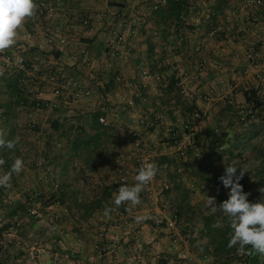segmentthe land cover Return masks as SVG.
Returning <instances> with one entry per match:
<instances>
[{"label": "crops", "instance_id": "0c3cea01", "mask_svg": "<svg viewBox=\"0 0 264 264\" xmlns=\"http://www.w3.org/2000/svg\"><path fill=\"white\" fill-rule=\"evenodd\" d=\"M47 2L55 10V16L47 19L34 13L33 16L26 18L17 30L16 43L12 46L16 45L19 49L17 54L26 57L25 62L29 63V67H16L13 61L5 62L8 68L4 76L13 75L17 69L24 70L22 81L25 80L34 90L26 95L28 108H33L30 112L35 111L41 117H47L49 114L51 123L44 132L49 133L47 137L41 136L42 131H37L35 137L28 136L31 144L39 146L38 153L28 154L29 156L26 154L27 164L20 173L12 176L11 187H0V264H187V260L193 255L195 244L201 245L206 239L200 236L188 245L189 240L186 236L170 235L171 230V233L176 231V225L170 223L167 216L168 219L163 220L160 226H156L151 218L139 223L134 222V228L128 234L120 230L122 227L120 228L119 222H109L108 219L103 223L108 226V231L104 234L89 229L76 234L79 223L69 218L61 220L57 226L49 224L48 220L50 223L52 221V217L49 218L51 210L58 209L55 203L45 206L47 209L45 215L39 216L38 219L36 216H29L32 214L27 210L32 205L24 196L41 193V189L38 188V192L35 190L36 178L40 177L39 169L35 167V158L39 159L41 155L53 166V172L63 170L65 177L69 176V181L66 182L62 175V182L67 184L70 190H76L79 200H89L84 189L78 190V187L70 182L73 177L69 172L84 176L99 170L100 165L106 164L110 156L107 148L110 137L102 138L97 162L93 160L88 162L87 156L80 154L66 165V160L72 157V135L76 133L72 130L68 132L71 136L67 137L63 132H67L65 130L68 125L77 124V118L81 120V125L90 131L92 114L96 111L105 114L103 107H109L107 101H114L117 92L126 97L131 96L137 106L138 100L142 101L144 108L138 107V112L149 113L156 119L162 115L159 122L163 120L164 123L172 124L168 125L170 127H174L178 119L190 118L189 111L180 104L169 102L164 106L145 103V97H151V91L142 76L139 80L135 79L134 68L132 69L129 63L119 58L112 67L107 65L104 55L106 44L104 24H110L115 20L113 16L115 10L109 6L108 0H47ZM207 6L209 8L204 9L200 3L193 5L190 11L194 14L192 27H185L175 33L177 34L175 37L180 35L183 40L185 38V42L192 36L194 42L202 43L199 60L176 58L174 69L171 71V75L176 74L180 82L189 88L186 89L188 96L184 94L183 99L193 103L201 114L190 138L175 139V142L195 145L200 156H195L190 146L186 147L185 159L180 156L178 147L172 149L171 146H164L155 152L157 157L165 155L172 160L164 164L166 165L163 170L164 180L171 185L174 179L180 180L189 194L190 205L200 200L193 199V195L204 198L205 193L209 194L216 198L217 205L219 201L228 198L227 193L230 189L225 188L219 179L224 174V163L235 165L237 168L247 167L249 173L244 174L240 183L251 193L249 201L255 203L261 198H257L260 194L257 190L264 187L262 184L254 185L260 177L264 178V122L250 126L236 119L250 107L254 96L260 98L264 107V5L257 7L247 4V7L246 0H211ZM163 47L166 48V45ZM14 53L16 52H13V55ZM249 53L252 57H248ZM0 58L4 59L5 56L1 55ZM148 58L147 63L152 66L154 60L151 56ZM200 60H204L206 69L202 71L198 82L193 83L191 76L196 72ZM251 62L258 63V70L262 74L260 81L256 80L253 71L247 72ZM119 71L127 77L126 85H129L127 89H115L114 74L120 73ZM52 76L56 78L52 79ZM256 82H259L261 91L253 88ZM82 83L90 84L92 88L94 84H98L102 88L101 91L98 88V93L95 90L96 95L88 88L91 93L85 95L79 88ZM164 85L166 86V82ZM56 88L62 90L59 97L54 93ZM0 91L7 99L2 104L4 117L0 121V130L5 133V139L12 140L25 128H19L21 125L10 119V116L11 118L19 116L20 111L19 107L17 108L18 103L14 101L3 82H0ZM253 92L255 94L251 96ZM156 93L155 98L152 97L153 102L171 98L164 89ZM34 100L37 104L33 103ZM55 101L56 104L53 105ZM54 120L60 122L59 130L53 128ZM120 121L126 120L121 118ZM128 125L132 126L131 123ZM41 127L47 129L43 125ZM19 149V143L11 150L0 148V158L6 161L0 166V175L10 169L15 158H23L25 162V157ZM176 155L179 160L178 165L174 166L173 156ZM241 156H246L247 160H240ZM181 160L184 162L181 163ZM257 172L261 174L258 175ZM170 175H176V178ZM192 181L201 184L203 188L194 187ZM41 182V179L38 180L39 185ZM32 187L35 188L30 191ZM79 191L82 192L80 195ZM220 191L224 192L222 200L219 198ZM166 192L169 193V197H166L170 203L177 205V202L170 198L173 191L170 189ZM65 201L68 203L61 202L68 208H77L69 199ZM166 203L169 202L166 200ZM199 203L203 212L209 213L204 211V201L200 200ZM94 214L93 212L87 219L81 218V221L91 220ZM220 215L223 216L221 213ZM19 220H22V225L19 233L15 235L12 230ZM99 228L106 229L102 226ZM46 232L49 236L45 234ZM175 237L179 240L177 246L173 243ZM199 252H197L199 259L195 258L197 261L200 262V258L203 261L209 260L210 255L204 256V252L201 254ZM183 255H186V258H182ZM263 257L264 255L259 254L261 264H264ZM214 264L217 262L214 261Z\"/></svg>", "mask_w": 264, "mask_h": 264}, {"label": "rangeland", "instance_id": "374dc122", "mask_svg": "<svg viewBox=\"0 0 264 264\" xmlns=\"http://www.w3.org/2000/svg\"><path fill=\"white\" fill-rule=\"evenodd\" d=\"M200 4L203 5L204 9L209 8L207 6L208 1L206 4L202 1H200ZM109 6L112 7V10H115L113 13L115 20L112 23H105L104 25L106 26L105 31L110 28V27H120V28H125L124 23L128 21L129 19L135 18L137 20V23L133 28H135V31L130 33L128 35V49L126 53L121 56V60H124L123 62H127L131 65V68H134V74H135V79L139 80L141 79V73L143 70H148L150 73V77L148 78L149 81H146V86H148L149 90L151 91L150 95L151 97H145V103L148 105L151 104H162L165 106L166 100L164 101H155L153 102L152 97L155 98L156 92L161 91L164 89V84L165 82L169 79L171 76V71L174 69L173 67L175 66L174 63L176 62V58H185V59H198L200 58L199 53L202 51L196 52L194 49V46L199 44L201 45L202 49V43L201 42H194L193 39H191L192 36L188 37L187 42H185V38L180 37L178 35L175 37V32H173V28L170 29H163L159 28L161 31V35L159 37H154L152 35V28L155 27L151 20H150V1H139V0H116V1H109ZM191 15L193 14L192 12L190 13ZM112 16V17H113ZM193 20V21H192ZM189 22H194V19H187ZM151 40V41H150ZM172 40V41H169ZM149 42H152L154 44L153 50L149 49ZM166 45V48L163 46ZM106 48V46H105ZM19 49L16 47H11L8 50H5L3 53H0L1 55H4L5 58L7 56H10L11 59L12 57H16L19 51ZM13 52L14 53L13 55ZM197 55V56H196ZM151 56L152 59L154 60L153 65L151 66L150 64L147 63L148 57ZM5 58L2 59L0 58V79L2 76L5 75L6 69L8 68V65L5 63ZM14 59V58H13ZM10 60V61H13ZM4 60V61H3ZM115 64V63H114ZM206 69V67H205ZM197 71V68H196ZM120 72V71H119ZM188 72V71H187ZM189 74L191 72H188ZM195 73V72H194ZM193 73V74H194ZM192 74V73H191ZM192 74V75H193ZM127 76V75H126ZM155 76H158V79H155ZM154 78V79H153ZM201 78V77H200ZM141 81V80H140ZM1 82V80H0ZM114 82H115V89L119 88H125L127 89L129 85H126L127 83V77H125V74L122 72L118 74H114ZM193 83H197L198 80H193ZM25 88H26V95L34 92L32 89L31 85L28 86L24 80L23 82ZM138 83V81H137ZM143 84V83H140ZM185 84V83H184ZM143 86V85H142ZM187 85L185 84V88L189 89L186 87ZM31 87V88H30ZM94 88L91 87L90 84L82 83L81 86L79 87L81 90H85L87 88L92 90L93 95H96L95 90L101 91V86L94 84ZM130 93V92H129ZM117 96L114 98V101H107V106L105 114H103L106 117L107 122H109L108 126H111L112 128H115V134L110 137L109 139V145H107L109 149V158L106 161V164L103 166L100 165L99 170L93 171L94 173H91L90 175H85L82 174L79 175V173H74V172H69L70 176L73 177L70 182H72L75 186L78 187V190H85V194H87V199H93L96 194H98L99 190L104 186V185H112L115 188V192L117 189L121 186L116 182V176L114 173V168L115 167V157L116 153L120 149H128L127 145H125V140L127 138H130L134 141H140V142H145L147 146L153 151L155 154V164L158 166L160 165L159 163V157L156 155L155 151H160L161 149L164 148V146L169 147L173 149V147H178L177 142H175L174 138L171 135V132L166 129V126L172 125V124H167L166 122L164 123L163 120L153 118V115H150L149 113H143L141 111L138 112V107H142L144 103L140 100H138V106L136 103L133 105H130L127 102V99L123 98L125 95L117 92ZM126 97V96H125ZM126 98H131V96H127ZM84 99V98H83ZM82 100V99H80ZM7 101L5 96L1 94L0 91V121L3 120V106ZM79 101V100H78ZM169 103V102H168ZM19 107V116L16 115L14 118L10 119L14 120L15 123H19L21 127L19 128H25L24 131L20 132L18 137L20 139L19 144H20V152L22 153L23 157H25V162L24 165L27 164L28 161V156L29 155H34L33 153H38V148L39 146L33 145L30 143V139H28V136H33L35 137V134L37 135V131H42V135L44 137H47L49 133H44L45 130H48L41 127L43 124H46L49 122V114L47 117H41L37 112L31 113L32 107L29 109L27 104L25 103H19L17 108ZM5 108V107H4ZM28 108V109H26ZM144 108V107H142ZM166 109V107H164ZM29 110V111H27ZM120 117V118H119ZM121 118H124L126 121L122 122L120 121ZM163 119V118H162ZM11 120V121H12ZM141 120H150L154 123V125L150 128L144 126V124L141 123ZM181 121V120H180ZM179 121V122H180ZM35 123V126H31L32 123ZM178 122V121H177ZM42 124L41 126H38V124ZM129 123L132 124V126L128 125ZM163 125V126H162ZM51 129V128H50ZM177 130V129H175ZM133 132H137V134H134ZM23 133H25L23 135ZM33 134V135H32ZM153 134V135H152ZM17 137V136H16ZM182 139V138H180ZM111 140V141H110ZM177 140V139H176ZM183 144V143H182ZM188 143L185 142L183 145H187ZM185 146V147H186ZM132 147V146H131ZM27 152V153H26ZM28 156H27V155ZM27 156V157H26ZM41 157L35 158L36 159V166L39 169V178H36L35 184L36 188L35 189L38 192V188L41 189V193L39 194H26V196H23L26 198L31 203V207L36 209V213L29 215V216H36V219H38L39 216L45 215L47 209H45V206H48L49 204H54L58 207L57 210H51L52 214L49 216V218L52 217V221L48 220L49 224H52L54 226H57L58 224L61 223V220H65L66 218L73 220V221H78V226H77V233L76 234H81L86 231L87 229L89 230H96V233H106L108 231V226L106 227L103 223L106 219L109 220V222H119L120 224V230L124 232L125 234H128L131 230H133V223L137 222L135 220V217L137 216H146V217H151L152 221L155 223L156 226H160L162 223V220H165L167 217L169 219L172 218L173 213L176 212V205L171 204L170 200L167 198L169 197V193L164 191L161 192V183L164 180V174L160 175L159 177L155 178L153 181V187L155 189V193L151 196L145 195L143 192L144 190L140 193V200L141 203L138 205H131L128 202V205L126 207V212L121 213L117 208L116 210L111 213V218H105L103 215V210L96 211L94 212L95 214L91 217V220H86V221H81V218L79 217V214L76 212V208H71L69 209L68 206L65 204H62L61 201H56L57 193L59 187L56 185L62 184V175L65 178V181H69V176L65 177V172L63 170H60L59 172H53L54 168L50 163H47L46 160ZM23 159V158H22ZM40 163L38 164V162ZM24 161V160H23ZM183 163L184 161H180ZM130 164V165H129ZM52 166V172H49L47 169L48 166ZM127 174L129 176V183L127 185L132 186L136 183L135 181V176L138 174L134 164L132 162H128L127 164ZM174 166H177V164H174ZM105 173V174H104ZM73 174V175H72ZM171 176V175H170ZM172 178H176V175L171 176ZM41 179V183L39 185L38 180ZM64 180V179H63ZM193 182V181H192ZM195 183V184H194ZM194 187H198L199 189H202L201 184H198L197 182L192 183ZM32 186V184H30ZM30 188L29 190L31 191L33 188ZM47 188V189H45ZM82 193V192H81ZM80 191L78 192V195L81 194ZM22 196V194H20ZM30 196V197H29ZM167 196V197H166ZM209 196V194L205 193V197L202 198L200 195H193V199L198 200L200 199L201 201H205L206 197ZM172 198V197H170ZM39 199V200H38ZM166 200L169 203H166ZM199 200V202H200ZM67 201L63 202L66 203ZM196 202L194 205H190L194 207L195 209L199 210L202 209L201 203ZM58 203V204H57ZM68 203V202H67ZM175 205V206H174ZM39 206V207H38ZM29 207V208H31ZM204 211L208 212L205 208V204L203 206ZM49 210V209H48ZM143 211L140 212L139 211ZM29 213V211L27 210ZM74 213V214H73ZM165 214V215H164ZM167 216V217H166ZM160 221H158V219ZM167 218V219H168ZM35 219V220H36ZM74 223V222H73ZM138 223V222H137ZM170 223H176V228L173 233L171 231L169 232L170 235H175L178 237V235H184L186 238H188L187 243L193 241L194 239L200 238V222H196L194 227H191V223L186 221L185 218H180L177 219L176 221L173 220ZM200 224V225H199ZM22 225V220H19L15 223V228L12 230L13 233L18 234L20 226ZM102 226L104 227L105 230L100 229L99 227ZM39 231V230H36ZM48 235V232L45 233ZM49 236V235H48ZM169 239L170 236H169ZM28 244V243H27ZM203 244V245H202ZM45 248V246H43ZM178 250V249H177ZM198 251L199 253L204 252V243L195 244L194 250H192L193 255L191 259L189 258L187 262L189 264H214L213 257L209 256L208 261H203L202 258H200V262L197 261L195 258L198 256ZM205 256H208L207 254H204ZM202 255V256H203ZM179 258V257H177ZM181 258V257H180ZM199 259V258H197ZM205 259V258H203ZM176 260V259H174ZM263 262H264V257H263ZM187 263V264H188ZM218 264V263H217Z\"/></svg>", "mask_w": 264, "mask_h": 264}, {"label": "trees", "instance_id": "16d2710c", "mask_svg": "<svg viewBox=\"0 0 264 264\" xmlns=\"http://www.w3.org/2000/svg\"><path fill=\"white\" fill-rule=\"evenodd\" d=\"M207 1L210 4L211 0ZM207 1H205L204 3L206 4ZM199 3V0H165L164 2L159 4L157 8L150 10V20L152 24L158 29L163 28L170 30L173 28V32L178 33L185 27H192V23L194 22H189L187 21V19L191 15L190 11H192L191 9L193 8V5ZM192 15L194 16V14ZM149 43V49L152 50L153 44L152 42ZM105 46L107 45L105 44ZM23 67H29V63L25 62ZM23 72V69H17L15 70V73H13V75L9 77L2 76V78L0 79L1 82L5 84V87L8 89L14 101H16L18 104L21 102L25 104L28 103L26 99V88L23 85L24 83L22 81ZM164 90L166 94H169V96L171 97L170 99H165L166 103L170 102V104H180L181 106H184L186 110L189 111L190 116L191 113L195 111L200 114L193 103L186 102L185 99H183L184 94L181 91L180 80L176 74H173L169 77V79L166 81ZM254 94L255 93L253 92L251 96ZM33 103L37 104L36 100H34ZM101 114H103L101 111H96L92 114V118L89 123L90 131L86 130L81 125V120L77 118V124L68 125V128L65 130L67 132H63L67 137L71 136L70 134H68V132L72 130L76 133V135H72V157L69 160H66V165L71 161L72 158L78 157L80 156V154H85V156H87L86 160L88 162L91 160L97 162V156L100 153V149L102 147V138H108L115 134V128L104 125L100 122L99 116ZM199 120L200 117L196 118L195 122L197 123ZM52 126L56 130H59L61 127L60 122L57 120L52 121ZM250 126H254V124H250ZM86 138L87 140H85ZM173 159L175 164H177L179 160L178 156H173ZM171 161L172 160L165 155L160 156L159 158L160 165L168 164ZM257 174L260 175L261 172H257ZM259 184H262L264 186V178L260 177L259 181L254 185L257 186ZM58 187L59 189L56 201L65 202L66 199H69L73 204L76 205V213L79 214L80 218H89L96 210H103L105 205L115 208V205L113 203V194L115 193V188L112 185H104L99 190L98 194H96L93 199L89 200H79L76 190H70L67 184H58ZM243 189L245 192H248V190H246L244 186ZM171 190L173 191L171 197L177 202V205L175 204V217L177 219H180L182 217L185 218L186 221H189L191 223V227H194L192 225H194L196 222H200L202 224V228H200L199 231L200 236L206 239L204 243V254L213 257V260L218 264H261L259 260V254L240 255L237 254V249L235 247L232 249L227 248V242L229 238L228 234L231 231L230 227L228 226L227 220L223 216H221L220 213H204L201 209L197 210L194 207L190 206L188 199L189 194L183 188L182 182L180 180H173ZM223 193V191H220L219 193L220 200H222V196L224 195ZM127 205L128 202H125V204H122L117 209L121 213H125ZM216 223L221 224L222 227H212V225Z\"/></svg>", "mask_w": 264, "mask_h": 264}, {"label": "clouds", "instance_id": "9594fccd", "mask_svg": "<svg viewBox=\"0 0 264 264\" xmlns=\"http://www.w3.org/2000/svg\"><path fill=\"white\" fill-rule=\"evenodd\" d=\"M36 9L34 0H0V53L10 49L16 43L18 29L23 25L26 18L33 16ZM19 143V137L12 140L5 139V133L0 130V148L14 149ZM5 160L0 158V166L5 164ZM24 167L22 158H15L10 169L0 175V187H11V179L14 174H18ZM224 174L219 177L225 188L230 189L228 198L217 205L216 198L207 196L204 204L210 214L221 213L227 220L231 231L228 234L227 248L237 249L240 255H264V187L257 191L261 194L258 202H250L248 197L250 192H245L240 181L244 174L248 172L247 167L237 168L235 165L224 163ZM239 169V174L237 170ZM158 166L155 163L142 164L136 171V183L132 186L122 184L113 194L115 208L104 206L103 215L111 218L116 208L125 202L131 205L141 203L140 193L145 186L157 175ZM151 217L137 216L135 220L139 223ZM212 227L220 228L221 224H213ZM250 246V247H249Z\"/></svg>", "mask_w": 264, "mask_h": 264}, {"label": "built area", "instance_id": "2783aa9c", "mask_svg": "<svg viewBox=\"0 0 264 264\" xmlns=\"http://www.w3.org/2000/svg\"><path fill=\"white\" fill-rule=\"evenodd\" d=\"M108 1H116V0H108ZM139 1H150V10H153L157 8L159 4L164 2L165 0H139ZM205 2L207 0H199V2ZM36 4V9L34 13L36 15L44 16L45 18L49 19L51 17L55 16V10L52 8L50 4H48L47 0H37L34 2ZM247 4L250 5H255V6H263L264 5V0H246V6ZM245 6V7H246ZM248 7V6H247ZM194 16L190 15L188 19H192ZM229 19V18H228ZM137 23V20L135 18L129 19L124 23V26H126V29L120 28V27H110L105 31V42H106V49H105V59L107 62V65L109 67H112L117 59H119L121 56H123L127 49H128V35L132 32L135 31V24ZM133 26V27H132ZM152 35L154 37H159L162 33L161 31L153 27L152 28ZM194 49L196 52L201 51V45L197 44L194 46ZM248 57H252V54L249 53ZM14 58V59H13ZM13 63L16 67H22L26 61V57L24 55H17L16 57H12ZM10 56H7L5 58L6 62H9L12 60ZM206 65L204 60H200L197 64V71L191 76L193 80H199L200 77L202 76V71L205 69ZM253 71L254 76L256 80L260 81L262 74L258 70V63L256 62H251L250 68H247L248 71ZM141 76L143 79L146 81H149L148 78L151 76L148 70H143L141 73ZM56 78L55 76H52V79ZM158 76H155V79H158ZM154 79V78H153ZM180 87L181 91L183 94L188 96V91L184 87V84L180 82ZM256 91H261V87L259 82H256L255 86L253 87ZM81 93L87 95L91 93V90L88 88L85 90H80ZM250 91V90H249ZM54 93L57 97H59L62 94V90L60 88H56L54 90ZM249 93V92H248ZM127 99V102L130 105H133L135 103L133 98H126L125 96L123 97ZM22 103V102H21ZM56 104V101L54 102L53 105ZM103 110L106 111V107H103ZM162 117V115H161ZM201 117V115L195 111L191 113V116L188 120H179L178 123L174 127L167 126L166 129L171 132V135L176 138L177 140L179 138L186 139L190 138L191 133L193 132V128L196 125L195 119ZM99 120L101 123L104 125H109V122H107L106 117L101 114L99 116ZM238 122H241L245 125H250L254 124L257 125L260 122L264 121V107L263 104L261 103V100L259 97L254 96L250 107L243 113L239 114L236 119ZM180 121V122H179ZM50 121L47 122L46 124H43L44 127H49L50 126ZM141 123L144 124V126L150 128L154 125V123L150 120H141ZM31 126H35V123L33 122ZM177 129V130H175ZM125 145H127L128 149H120L116 153L115 157V167H114V173L116 176V182L120 185L122 184H128L129 183V176L127 174V163L132 162L134 164L135 169L137 170L142 164H147V163H154L155 162V154L153 151L147 146L145 142H140V141H134L130 138H127L125 140ZM132 146V147H131ZM190 146L189 148L195 153V156L199 157L200 152H198V148L195 145H188ZM187 147V146H186ZM186 147L183 146L180 141L178 142V151L180 152V156H182L184 159L186 157ZM240 160L246 161L247 157L246 156H241ZM40 161L38 162V164ZM166 165H158V173L157 175L152 179V181L149 182L148 185L145 186L144 188V194L151 196L155 193V189L153 187V181L155 178L159 177L160 175L163 174V170ZM47 169L49 172H52V166H48ZM58 186V183H56ZM171 189V184L164 180L161 183V192L167 191ZM261 195L258 194L257 198H260ZM30 214H35L36 209L31 207L28 209ZM158 219V218H157ZM173 220L176 221L175 213H173L172 218L169 219V222H172ZM160 221V219H158ZM163 222V220H162ZM161 222V223H162ZM176 223H174V226ZM173 243L177 246L179 243V240L175 237L173 239ZM182 258H186V255H183Z\"/></svg>", "mask_w": 264, "mask_h": 264}]
</instances>
